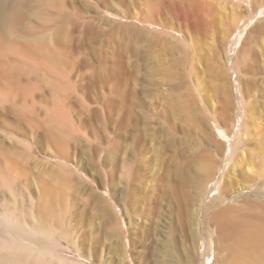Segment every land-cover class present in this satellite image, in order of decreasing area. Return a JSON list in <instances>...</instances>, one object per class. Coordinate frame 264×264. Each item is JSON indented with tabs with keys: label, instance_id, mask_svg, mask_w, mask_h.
<instances>
[{
	"label": "rangeland",
	"instance_id": "rangeland-1",
	"mask_svg": "<svg viewBox=\"0 0 264 264\" xmlns=\"http://www.w3.org/2000/svg\"><path fill=\"white\" fill-rule=\"evenodd\" d=\"M0 216L55 242L0 264H264V0H0Z\"/></svg>",
	"mask_w": 264,
	"mask_h": 264
},
{
	"label": "bare ground",
	"instance_id": "bare-ground-1",
	"mask_svg": "<svg viewBox=\"0 0 264 264\" xmlns=\"http://www.w3.org/2000/svg\"><path fill=\"white\" fill-rule=\"evenodd\" d=\"M1 226L4 228V231L8 232L10 229L12 231L10 232L13 234L11 237L12 244H9L8 251L14 254L16 258L19 257L20 259L22 257L25 258L26 256L28 257L27 259H29L30 257L31 258L40 257L45 255L48 256L52 254V250L54 249V243H55L53 240L54 239L53 233L47 230L46 228L42 227L43 225H41V223L40 224L38 223L37 225L35 224L34 226H31L28 229H26L22 226L21 223L14 222L8 217L0 216V228ZM6 227H11V228L6 229ZM261 238L263 240V244L261 243L262 240H260L259 243H261L263 247L264 237L262 236ZM4 264L6 263L4 262Z\"/></svg>",
	"mask_w": 264,
	"mask_h": 264
}]
</instances>
